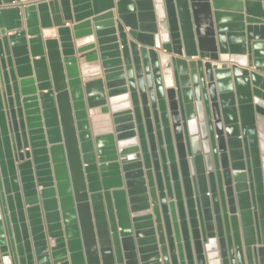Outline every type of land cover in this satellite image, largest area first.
<instances>
[{"label": "water", "instance_id": "obj_1", "mask_svg": "<svg viewBox=\"0 0 264 264\" xmlns=\"http://www.w3.org/2000/svg\"><path fill=\"white\" fill-rule=\"evenodd\" d=\"M6 260L264 264V0H0Z\"/></svg>", "mask_w": 264, "mask_h": 264}, {"label": "crops", "instance_id": "obj_2", "mask_svg": "<svg viewBox=\"0 0 264 264\" xmlns=\"http://www.w3.org/2000/svg\"><path fill=\"white\" fill-rule=\"evenodd\" d=\"M70 23H66V26H70ZM102 120L97 124V127L95 128L96 132H104L109 129L108 120L106 115H101Z\"/></svg>", "mask_w": 264, "mask_h": 264}, {"label": "built area", "instance_id": "obj_3", "mask_svg": "<svg viewBox=\"0 0 264 264\" xmlns=\"http://www.w3.org/2000/svg\"><path fill=\"white\" fill-rule=\"evenodd\" d=\"M8 5H16V2H13L12 4H8ZM3 263H4V264H7L8 261H7V260H6V261H3Z\"/></svg>", "mask_w": 264, "mask_h": 264}]
</instances>
